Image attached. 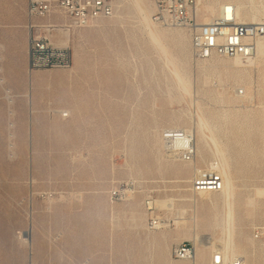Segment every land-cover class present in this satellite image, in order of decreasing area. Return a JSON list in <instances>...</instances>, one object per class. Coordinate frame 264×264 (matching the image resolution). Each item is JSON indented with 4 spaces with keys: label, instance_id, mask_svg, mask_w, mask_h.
I'll return each instance as SVG.
<instances>
[{
    "label": "rangeland",
    "instance_id": "1",
    "mask_svg": "<svg viewBox=\"0 0 264 264\" xmlns=\"http://www.w3.org/2000/svg\"><path fill=\"white\" fill-rule=\"evenodd\" d=\"M112 1V17L70 33V69L30 72L23 67L27 0H0L5 76L16 95L12 153L0 84L1 264H186L173 260L171 250L182 241L194 243V232L197 250H205L207 259L224 245L225 258L239 255L246 264H264V248L252 240V229L264 222V50L248 60H200L188 30L156 22L161 29L187 34L185 53L170 41L183 57L185 84L142 12L145 6ZM202 1L203 7L207 0ZM210 1L219 8L243 3L242 21L264 24V0ZM149 5L152 18L154 0ZM33 73L43 76L47 87L43 94L34 88L29 99L21 95ZM59 110H72L71 116L63 119ZM169 127L196 133L193 162L167 156L161 131ZM196 167L218 168L227 193L232 184V230L229 199L224 201L222 192L192 191ZM113 189L132 195L112 202ZM148 196L174 202L170 210L157 208L160 229L148 227L143 203ZM137 215L145 217L144 227L137 226ZM29 232L33 248L23 239ZM178 232L186 234L177 238ZM231 232L236 247L230 244ZM162 233L170 238L162 239ZM161 249L169 262L158 259Z\"/></svg>",
    "mask_w": 264,
    "mask_h": 264
},
{
    "label": "built area",
    "instance_id": "2",
    "mask_svg": "<svg viewBox=\"0 0 264 264\" xmlns=\"http://www.w3.org/2000/svg\"><path fill=\"white\" fill-rule=\"evenodd\" d=\"M201 2L202 0H154L155 13L152 18L157 23L188 30L192 49L200 60L215 57L251 58L256 53L257 41L264 36V24L239 21L232 5L225 8L221 6L210 23L201 24L198 20ZM113 14L112 0H27L29 71L70 69L73 66L70 33L98 20L110 18ZM4 52V48L0 46V84L7 101L9 149L14 153L12 133L16 126V95L7 84ZM238 93L243 91L239 90ZM58 113L63 119L71 116L68 110H59ZM161 139L168 157L187 163L195 160L196 136L192 131L185 128H164ZM223 186V177L219 171L208 174L198 172L191 181L192 191L197 194L221 192ZM131 195L128 189L109 191L112 202L124 200ZM143 203L149 216L148 227L152 230L164 227L162 219L155 214L157 208L152 198L145 197ZM252 240L257 246L264 248V222L252 229ZM171 257L186 264H246L242 256L225 258L220 248L215 249L206 262H200L196 245L190 241L175 244Z\"/></svg>",
    "mask_w": 264,
    "mask_h": 264
},
{
    "label": "bare ground",
    "instance_id": "3",
    "mask_svg": "<svg viewBox=\"0 0 264 264\" xmlns=\"http://www.w3.org/2000/svg\"><path fill=\"white\" fill-rule=\"evenodd\" d=\"M139 4H140V6L142 7V6H145V9L144 10H142V12L143 11H145V14L144 15H146L145 17H146V19L148 20V22L151 24V26H153L156 30H155V34H156V36L159 38V40L163 43V45H162V49L164 50V53H165V55L168 57V58H170L171 59V61L174 63V65H175V69H176V71H177V74L180 76V78H181V80L185 83V84H187L188 83V78H187V75L185 74V68H184V66H183V64H182V62H184V60H183V57L181 56V55H179V54H176V53H174V51L172 50V48H171V45H170V41H175L176 43H177V45L179 46V49L181 50V52L182 53H185V48H184V45H183V42H184V40L186 41L187 40V34L184 32V31H179V30H170V29H161V28H159L158 27V25H157V23L152 19V18H150V12H151V10H150V5H149V0H136ZM117 2L118 3H121L122 2V0H117ZM202 4H203V1L201 2V6H200V9H199V12H198V20H199V22L201 23V24H208V23H210L211 22V20L213 19V17H215L216 15H217V13H218V11H219V6H217L215 3H213V2H211L210 0H207L206 2H205V4L203 5V7H202ZM229 5H232L233 6V9H234V11H235V13H236V15H237V18H238V20L239 21H241V22H245V21H242V19H244L243 18V12H242V7L244 6V4L243 3H236V4H222L221 6H223L224 8L226 7V6H229ZM220 6V7H221ZM141 8V9H142ZM228 10H230V8L228 9ZM143 15V16H144ZM144 18V17H143ZM145 19V18H144ZM252 19H254V20H257V16H256V14L254 13V14H252ZM139 20H141V19H139ZM142 21V25H144V26H146L145 25V23H144V21H143V19L141 20ZM147 24V23H146ZM149 25V24H148ZM150 27V26H149ZM148 27V29H150ZM168 27H170V26H168ZM176 28V27H175ZM180 29H182V28H180ZM150 33L149 34H151V30L149 31ZM71 40V38H70V36H69V41ZM158 40V41H159ZM154 43V42H153ZM159 44H161V43H159ZM256 45H257V50H259V51H263L264 50V40H262V38H260L258 41H257V43H256ZM0 46L2 47V48H4V50H5V46L3 45V44H0ZM157 49V48H156ZM157 52V51H156ZM160 56V55H159ZM234 58H236V57H234ZM238 59H240L239 57H237L236 58V60H238ZM242 59V58H241ZM248 59H252V57L251 58H248ZM248 59H243V60H248ZM178 62H181V63H178ZM27 96H29L30 94H26ZM179 119H182V117H178ZM177 120V119H176ZM186 120V119H185ZM178 123V122H177ZM180 124H181V122H180ZM169 128H182V127H169ZM186 129V128H185ZM189 130V129H188ZM190 131H192V130H190ZM193 133H194V131H192ZM195 134V136H196V133H194ZM160 138V137H159ZM197 141L199 142V144L201 145V146H204V143H205V138H204V136H203V134H202V132H201V130H197ZM161 142V141H160ZM14 152V151H13ZM196 153H197V148H196ZM222 153H223V155L225 154V152L222 150ZM173 160H175V159H173ZM187 163V162H186ZM191 163V162H190ZM171 167V166H170ZM177 170V169H176ZM179 172H182L180 169L178 170ZM214 171H219V169L217 168L216 170H205V169H202V168H198V167H196L195 169H194V173H193V178H194V176L198 173V172H202V173H204V174H208V173H210V172H214ZM174 172V171H173ZM220 172V171H219ZM221 174V173H220ZM222 175V177H223V174H221ZM192 178V179H193ZM192 181V180H191ZM223 181H224V177H223ZM221 192H222V194L225 196V199H224V201L226 200V198L227 199H229L228 200V210L230 211V218H229V227H230V229L232 230L233 228H234V201H235V198L233 197V186H232V184L230 185V187H229V190H228V193H227V191H226V186H225V182H224V186H223V189L221 190ZM211 193H214V192H206V193H200V195H208V194H211ZM264 195V194H263ZM65 199V198H64ZM49 200V199H48ZM238 203V202H237ZM249 203H250V205H254V203H255V200L254 199H249ZM154 204H155V206H156V208H159V209H162V208H166V209H168V210H170V209H172L173 208V206H174V202H173V200L172 199H156V200H154ZM50 208V207H49ZM184 211H182V213H183ZM253 216V215H252ZM195 217V216H194ZM144 219H145V217H143L142 215H137V216H135V218H134V220H135V222H136V224H137V226H139V227H144V224H143V221H144ZM223 223H224V219H223V221H222ZM177 223H180V221H177ZM185 234L186 233H184V232H178V236H177V238H180V237H182V236H185ZM193 234V233H192ZM232 232H231V240H230V244L231 245H233V247H236V243H235V241H234V239L232 238ZM27 235V234H26ZM194 237L193 238H195V239H193V240H195L194 241V244L196 245V242L198 241L197 239V237H198V234H197V232H194ZM30 232H29V236L27 237V238H23L25 241H27L28 242V247L29 248H33L34 247V245H35V242H34V238L33 239H31L30 238ZM200 236V235H199ZM240 236V235H239ZM242 236V235H241ZM161 237H162V239H164V240H168L170 237H169V235L167 234V233H162V235H161ZM148 239H151L152 241H154V242H157L159 239L157 238V236H148L147 237ZM200 239V238H199ZM225 241H226V239H224L223 240V243L225 244ZM166 244H167V242H166ZM232 247V248H233ZM197 248V247H196ZM209 248V247H208ZM223 248H224V245H223ZM223 248L221 249L222 250V252H223ZM206 249V248H205ZM198 250H200V249H198ZM197 250V257H198V259L200 260V262H206L208 259L207 258H205V255L207 254V252L205 251V250H203V249H201V251H198ZM213 252V251H212ZM236 256H239V255H234V256H232L231 258H233V257H236ZM166 257V254H165V252H164V250H160V252L158 253V259L161 261L162 259H166L165 261L166 262H169V260H168V258H165ZM172 258V257H171ZM34 263V262H33ZM35 264V263H34Z\"/></svg>",
    "mask_w": 264,
    "mask_h": 264
},
{
    "label": "crops",
    "instance_id": "4",
    "mask_svg": "<svg viewBox=\"0 0 264 264\" xmlns=\"http://www.w3.org/2000/svg\"><path fill=\"white\" fill-rule=\"evenodd\" d=\"M23 59H24V63H23L24 66L23 67L25 68L26 65H27V70H29L28 69V61H29L28 50L25 52ZM28 80H29V84H30L29 85V89H28V91L25 94H23L21 96H27L26 94H30L27 97L29 99H31L32 98V90H34V88L36 90L35 92L43 94V92L41 90L43 88L47 87V85H46L47 82H46V80H45V78L43 76L37 75L35 73L28 74ZM32 84L34 86H32ZM70 111H72V110H70Z\"/></svg>",
    "mask_w": 264,
    "mask_h": 264
}]
</instances>
